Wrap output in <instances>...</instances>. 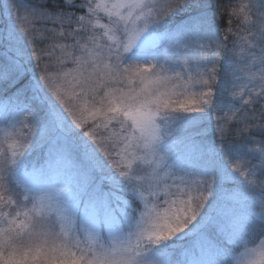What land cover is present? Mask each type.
I'll return each instance as SVG.
<instances>
[{
	"label": "snow or ice",
	"instance_id": "1",
	"mask_svg": "<svg viewBox=\"0 0 264 264\" xmlns=\"http://www.w3.org/2000/svg\"><path fill=\"white\" fill-rule=\"evenodd\" d=\"M4 7L0 264H264V0Z\"/></svg>",
	"mask_w": 264,
	"mask_h": 264
},
{
	"label": "trees",
	"instance_id": "2",
	"mask_svg": "<svg viewBox=\"0 0 264 264\" xmlns=\"http://www.w3.org/2000/svg\"><path fill=\"white\" fill-rule=\"evenodd\" d=\"M25 2H28V0H25ZM5 3H7V0H0V34H3L8 27H13V26L17 29L19 33L21 22L17 20L15 15L9 16L8 12L4 7ZM219 3L227 6L232 3H237V0H219ZM218 23L220 24L221 31H223L225 28L228 27V16L226 13L223 15L221 19L218 20ZM233 27H235V25H233ZM28 52L30 54L31 50L28 49ZM190 115H196V114L193 113ZM229 187H231V185H229Z\"/></svg>",
	"mask_w": 264,
	"mask_h": 264
},
{
	"label": "rangeland",
	"instance_id": "3",
	"mask_svg": "<svg viewBox=\"0 0 264 264\" xmlns=\"http://www.w3.org/2000/svg\"><path fill=\"white\" fill-rule=\"evenodd\" d=\"M239 2V0H237V3Z\"/></svg>",
	"mask_w": 264,
	"mask_h": 264
}]
</instances>
